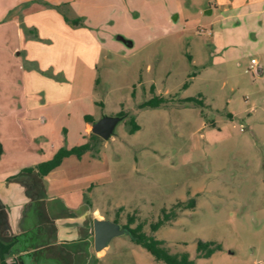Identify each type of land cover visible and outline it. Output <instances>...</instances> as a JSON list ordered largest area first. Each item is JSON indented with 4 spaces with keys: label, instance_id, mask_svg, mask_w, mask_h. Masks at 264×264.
Returning <instances> with one entry per match:
<instances>
[{
    "label": "rangeland",
    "instance_id": "obj_1",
    "mask_svg": "<svg viewBox=\"0 0 264 264\" xmlns=\"http://www.w3.org/2000/svg\"><path fill=\"white\" fill-rule=\"evenodd\" d=\"M262 2L63 5L70 18L82 19L72 27L80 39L77 93L83 109L95 121L126 114L101 145V165L109 173L101 207L122 227L130 217L131 227L143 223L148 235L164 240L171 253L189 252L195 264H264ZM86 58L93 62L92 85ZM153 97L165 101L142 107ZM131 117L140 125L135 134L129 132ZM88 133L89 140L92 127ZM190 200L196 207H176ZM163 209H174L175 217L153 232ZM130 238L111 241L110 264H164L140 245L130 246ZM200 240L220 249L201 259Z\"/></svg>",
    "mask_w": 264,
    "mask_h": 264
},
{
    "label": "crops",
    "instance_id": "obj_2",
    "mask_svg": "<svg viewBox=\"0 0 264 264\" xmlns=\"http://www.w3.org/2000/svg\"><path fill=\"white\" fill-rule=\"evenodd\" d=\"M78 1L0 0V241L10 246L9 263L110 264L111 241L130 236L95 247V220L124 228L99 203L109 193L106 146L98 157H66L44 178L24 171L51 159L63 138L68 148L88 142L85 116L93 115L77 93L78 28L58 9ZM84 63L92 85V59Z\"/></svg>",
    "mask_w": 264,
    "mask_h": 264
},
{
    "label": "trees",
    "instance_id": "obj_3",
    "mask_svg": "<svg viewBox=\"0 0 264 264\" xmlns=\"http://www.w3.org/2000/svg\"><path fill=\"white\" fill-rule=\"evenodd\" d=\"M58 9L63 13L66 22L71 26H78L79 22H81V18H70L68 14L64 11L65 9H63V6L59 7ZM164 101V98L153 97L148 100L142 107L157 108ZM186 101L194 102L195 100L194 98H188ZM198 103L202 104V102ZM119 116L124 119L126 117V114H120ZM85 121L91 124L96 122L93 116L90 115L85 116ZM128 125L130 134H135L140 130V125L137 123L135 117H131L129 119ZM102 142L103 140L93 133L90 135L88 142L79 146L68 148L67 141L65 138H63L60 142V148L51 159L40 163L35 167L26 168L24 169V171L33 172L36 170L38 174L42 178H44L48 176V174H50L52 171L59 168L63 163L64 159H66V157L68 158L70 156H76L80 159L85 153L88 152H91L93 157H98L99 153H101L100 149ZM2 154L3 149L0 144V160ZM194 203V200H190L189 202H179L176 207L182 209H192L196 207ZM174 217V209L171 211V214L165 209H163V217L151 225V230L153 232L158 231L161 227H163L166 222H168L171 218ZM115 223H119V221L115 220ZM132 224H134V219L130 217L128 223L124 227H126V229L130 231L133 241L137 245H140L145 250H147L154 257L155 260L163 262L164 264H195V261L191 259L189 252L184 251L181 253H171L169 248L165 245L164 240L157 239L155 236L148 235L145 232V225L143 223H139L135 227H131ZM197 244L198 257L201 259L209 258L216 250L220 249V245H217V243L214 242H204L200 240ZM9 250L10 246L0 241V264H14L9 263L7 261L6 255L8 254Z\"/></svg>",
    "mask_w": 264,
    "mask_h": 264
},
{
    "label": "water",
    "instance_id": "obj_4",
    "mask_svg": "<svg viewBox=\"0 0 264 264\" xmlns=\"http://www.w3.org/2000/svg\"><path fill=\"white\" fill-rule=\"evenodd\" d=\"M120 40L125 41L123 37H120ZM122 119L123 118L121 116H103L101 119L92 124V133L99 136L102 140L108 141L114 136L115 131ZM94 229L96 249H102L103 247H106L111 238L114 236L125 233L131 236L130 231L126 229V227L121 229L110 221L95 220Z\"/></svg>",
    "mask_w": 264,
    "mask_h": 264
},
{
    "label": "built area",
    "instance_id": "obj_5",
    "mask_svg": "<svg viewBox=\"0 0 264 264\" xmlns=\"http://www.w3.org/2000/svg\"><path fill=\"white\" fill-rule=\"evenodd\" d=\"M251 62H252V66H256L258 64V62L255 59H253V58H252Z\"/></svg>",
    "mask_w": 264,
    "mask_h": 264
}]
</instances>
